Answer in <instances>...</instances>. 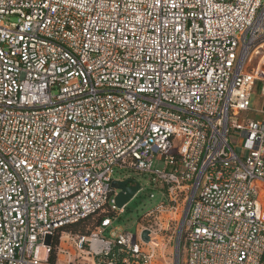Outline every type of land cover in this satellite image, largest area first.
Returning a JSON list of instances; mask_svg holds the SVG:
<instances>
[{
    "label": "built area",
    "instance_id": "1",
    "mask_svg": "<svg viewBox=\"0 0 264 264\" xmlns=\"http://www.w3.org/2000/svg\"><path fill=\"white\" fill-rule=\"evenodd\" d=\"M258 84L264 0H0V264H152L172 228L183 264H262ZM128 171L163 198L136 233Z\"/></svg>",
    "mask_w": 264,
    "mask_h": 264
},
{
    "label": "rangeland",
    "instance_id": "2",
    "mask_svg": "<svg viewBox=\"0 0 264 264\" xmlns=\"http://www.w3.org/2000/svg\"><path fill=\"white\" fill-rule=\"evenodd\" d=\"M262 53V46L257 47L250 55L247 68H250L251 65H255ZM261 110H264V96L261 93V85L258 84L252 96V110L243 113L241 119L250 117L261 120L264 118V114L260 112ZM229 141L233 146H236V150L241 153L239 137L232 133L229 136ZM126 176L136 180L140 184L142 190H139V192L126 204L124 212L116 218L115 225L124 230H130L136 233L137 224L142 222L141 217L143 214L155 207L163 198L158 191L151 189V181L148 175L140 174L135 171H128L127 173H117L115 179L124 178ZM152 192L155 195L154 197L150 196ZM98 220L99 216H95L90 221V224L94 225ZM93 229L94 228H92V230ZM172 231L173 228L166 236H163V234L157 236L160 246L157 248L156 256L152 264H183L185 259L184 249L182 245L177 249L178 235L177 233H172ZM168 239L170 241H168ZM39 258L42 260L45 258L44 249L41 250Z\"/></svg>",
    "mask_w": 264,
    "mask_h": 264
},
{
    "label": "water",
    "instance_id": "3",
    "mask_svg": "<svg viewBox=\"0 0 264 264\" xmlns=\"http://www.w3.org/2000/svg\"><path fill=\"white\" fill-rule=\"evenodd\" d=\"M114 187L119 189V195L116 198L118 207H124L140 190V184L133 178H127L123 181L115 180Z\"/></svg>",
    "mask_w": 264,
    "mask_h": 264
},
{
    "label": "trees",
    "instance_id": "4",
    "mask_svg": "<svg viewBox=\"0 0 264 264\" xmlns=\"http://www.w3.org/2000/svg\"><path fill=\"white\" fill-rule=\"evenodd\" d=\"M109 214H111V212L100 211L96 214H93V215L87 217L86 219H84V220H82L76 224L68 225L65 229L68 231H71L73 233H89V232H91L92 228H95L97 225H99L101 220ZM95 216H99V220H98V222H95L94 225L93 224L91 225L90 221ZM263 259H264V256H263ZM262 263H263V261H262Z\"/></svg>",
    "mask_w": 264,
    "mask_h": 264
},
{
    "label": "crops",
    "instance_id": "5",
    "mask_svg": "<svg viewBox=\"0 0 264 264\" xmlns=\"http://www.w3.org/2000/svg\"><path fill=\"white\" fill-rule=\"evenodd\" d=\"M262 264H264V259H263V263Z\"/></svg>",
    "mask_w": 264,
    "mask_h": 264
}]
</instances>
